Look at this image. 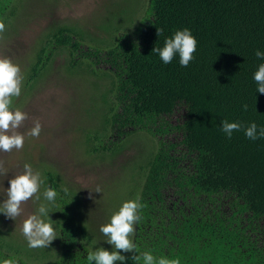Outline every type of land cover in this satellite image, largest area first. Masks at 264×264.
Masks as SVG:
<instances>
[{"label": "trees", "instance_id": "1", "mask_svg": "<svg viewBox=\"0 0 264 264\" xmlns=\"http://www.w3.org/2000/svg\"><path fill=\"white\" fill-rule=\"evenodd\" d=\"M21 1L0 0V21L6 25ZM148 3L146 19L139 20L127 38L116 35L119 29L115 31L118 38L107 52L106 62L118 67L119 72L111 79L110 88L103 92L106 110L102 113L99 107L101 131L85 135V150L108 158V153L114 155L125 149L123 136L136 131L155 134L159 129L154 130L151 125L182 107L185 116L177 127L182 133L179 143L193 155V169L190 173L176 174L179 162L174 144L159 143V147L145 155L144 161L137 165L143 180L140 178L142 184L136 186L139 190L136 198L140 197L143 208L132 238L136 251H121L125 260L114 264H143L144 252H151L157 259H178L180 264H264V251L254 248L243 239L237 226H232L236 213L264 219V137L250 140L243 127L234 131L231 139L222 131L223 121H238L244 127L255 122L258 129L264 128V94L256 91L254 81L255 71L264 63V59L255 55L256 50L264 52V0H149ZM184 28L190 29L197 40L194 59L182 67L177 54L171 63L164 64L152 49L162 48L165 37L170 38ZM161 29L163 34L157 35ZM85 35L90 34L68 25H57L43 34L26 67L30 86L48 78L51 62L60 48L69 50L70 59L64 65L67 71L78 67L82 58L97 55L99 49L78 53ZM113 90L111 100L108 95ZM108 126L116 129V142L110 139L103 142L109 136ZM38 166L45 180L38 195L52 211L48 215L54 221L57 237L46 248H29L27 240L16 244L18 237L3 223L0 213V262L12 257L19 259L18 264H89L87 254L98 248L99 237L84 217L82 197L78 191L64 186L54 170L42 161ZM170 174H175L172 178L178 187H187L194 193L211 196L225 192L232 196L237 208L229 222L201 216L194 205L189 213L179 211L181 219L168 215L156 202L163 195L162 187L169 182ZM48 187L58 193L54 202L44 198ZM64 188L68 191L64 192ZM128 195L132 197V193ZM162 214L169 216L166 225ZM106 246L102 247L113 250ZM135 255L141 259L133 260Z\"/></svg>", "mask_w": 264, "mask_h": 264}, {"label": "rangeland", "instance_id": "2", "mask_svg": "<svg viewBox=\"0 0 264 264\" xmlns=\"http://www.w3.org/2000/svg\"><path fill=\"white\" fill-rule=\"evenodd\" d=\"M148 2L149 0L21 1L16 14L5 25L6 30L0 33V56L11 58L21 68V94L12 98L11 107L24 111L29 119L20 129L25 136L23 148L0 152V170L7 171L3 177L0 176V205L7 199L9 180L22 173L25 164H30L42 176V168L38 166L42 161L54 170L64 186L79 192L83 200L81 206L84 217L97 239L99 237L104 242L102 244L98 239L97 247L106 246L107 243L113 249L100 228L110 222L112 214L118 211L123 202L136 198L139 192L136 186L140 183V187L143 180L137 165L144 161L150 150L159 143H165L166 146L174 144L175 157L179 162L176 174L192 171L193 155L187 153L179 143L182 133L177 127L185 116V109L182 107L159 117L156 124L151 125L154 130L159 129L155 134L136 131L135 134L123 136L125 149L114 155L108 153V158L85 150V135L98 131L100 126L99 107L102 113L106 110V105L102 104L103 92L110 88L111 79L116 78L119 72L118 67L106 62L107 52L118 38L114 36L115 31L119 29L116 35L127 38L139 24V20L146 19ZM150 18L148 15V19ZM57 25L72 26L84 33L88 31L90 35L84 36L80 44L81 52L78 53L96 49L99 51L97 55L82 58L78 67L67 71L64 65L70 59L69 50L60 48L51 62L52 69L48 78L31 87L25 76L26 67L38 48L41 36ZM75 55L78 56L76 51ZM114 95V90L109 92V99L114 100ZM35 119H39L42 124L39 137L28 135ZM107 129L109 136L103 138V142H108V139L116 142V129L111 130L109 126ZM163 129L167 130L161 132ZM172 176L175 174H170L169 182H164L163 195L156 202L168 215L175 220L181 219L183 216L179 211L189 213L188 210L194 205L201 216L229 222L237 208L232 202V196L225 192L211 196L197 194L187 187H178ZM97 187L100 192H96ZM130 192L131 198L128 195ZM42 203L41 198L37 200L34 196L22 205L24 212L15 220L1 213L3 223H7L14 236L18 237L15 238L16 244L26 240L22 233L23 220L28 214L36 212ZM168 215L162 214L165 218L164 225L168 224ZM232 220V226H237L243 239L252 243L254 248L264 251L263 218L255 220L247 218L245 213H236Z\"/></svg>", "mask_w": 264, "mask_h": 264}, {"label": "clouds", "instance_id": "3", "mask_svg": "<svg viewBox=\"0 0 264 264\" xmlns=\"http://www.w3.org/2000/svg\"><path fill=\"white\" fill-rule=\"evenodd\" d=\"M5 24L0 21V33L5 31ZM163 30H157V35H162ZM197 40L192 35L190 29L184 28L177 30L169 38L165 37L163 47H154L152 52L158 53L164 64L172 62L178 54L179 63L182 67H187L194 59ZM257 58L264 59V52L255 51ZM254 81L257 83V90L264 94V63H260L254 73ZM23 74L18 64L14 63L7 56H0V152H11L13 149H22L24 145V133L20 131L24 122L29 119L28 114L19 108L13 109L12 98L19 97L21 94V85ZM247 110V105L243 106ZM243 127L245 136L250 140H256L264 137V128L258 129L255 122L244 127L240 122H222V131L231 139L234 131H239ZM42 131V124L39 119L33 120V126L28 135L39 137ZM2 169V165H0ZM7 171L0 170V176H4ZM45 180L41 173L34 171L30 164H25L22 173L16 174L9 180V187L6 189L7 199L0 205V213L6 217L15 220L20 216L24 209L22 205L27 203L34 196L40 199L38 192ZM64 192L68 189L64 188ZM96 192H100L97 187ZM44 198L48 202H54L58 196L56 190L48 187L44 192ZM143 204L140 197L130 199L122 203L118 211L114 212L110 222L101 226L100 231L108 237L106 240L113 246L109 251L103 247L90 251L87 254L89 264H114L116 261H124L125 256L120 252L136 251V245L133 242L135 235V225L141 220L140 211ZM47 205L41 204L38 210L28 214L22 223V233L25 236L29 248H46L57 237L54 229V221L49 217ZM119 250V251H118ZM133 260L139 261L140 256H133ZM143 264H180L178 259H168L161 257L157 259L151 252H144L142 255ZM18 258L3 259L0 264H18Z\"/></svg>", "mask_w": 264, "mask_h": 264}]
</instances>
